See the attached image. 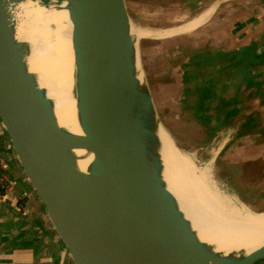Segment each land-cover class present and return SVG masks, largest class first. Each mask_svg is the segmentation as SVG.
I'll use <instances>...</instances> for the list:
<instances>
[{
    "label": "water",
    "instance_id": "1",
    "mask_svg": "<svg viewBox=\"0 0 264 264\" xmlns=\"http://www.w3.org/2000/svg\"><path fill=\"white\" fill-rule=\"evenodd\" d=\"M26 1L0 0V117L73 263L264 264V254L237 258L202 241L169 190L163 123L140 70L126 0H49L67 2L91 90L97 157L87 171L28 67L30 44L17 37L13 8Z\"/></svg>",
    "mask_w": 264,
    "mask_h": 264
},
{
    "label": "crops",
    "instance_id": "2",
    "mask_svg": "<svg viewBox=\"0 0 264 264\" xmlns=\"http://www.w3.org/2000/svg\"><path fill=\"white\" fill-rule=\"evenodd\" d=\"M149 4L147 15L163 28L181 25L213 9L199 26L204 30L195 32L198 27L191 31L194 36L184 38L193 52L182 62L183 97L188 106L198 109L195 125L198 131L207 130L204 138H216L215 130L238 119L241 131H264L263 125L253 129L264 123V0H149ZM206 34L209 38L204 39ZM207 106L209 117L204 119ZM238 153L244 171L243 163L251 166L264 159V142H246ZM0 164L8 182L0 192V264H72L25 176L1 117ZM242 177L248 192L250 186ZM263 238L264 233L258 239Z\"/></svg>",
    "mask_w": 264,
    "mask_h": 264
},
{
    "label": "bare ground",
    "instance_id": "3",
    "mask_svg": "<svg viewBox=\"0 0 264 264\" xmlns=\"http://www.w3.org/2000/svg\"><path fill=\"white\" fill-rule=\"evenodd\" d=\"M67 6V2L28 0L13 8V17L17 37L31 46L28 67L53 101L59 124L75 137V157L79 167L87 171L97 157V130L91 90L78 54L76 24ZM212 13L213 9L202 12L169 28L133 25L132 32L138 38L182 35L204 24ZM158 136L167 186L198 237L216 251L237 258L264 254V238L258 239L264 233V211L253 212L222 193L211 179L210 168H198L163 125Z\"/></svg>",
    "mask_w": 264,
    "mask_h": 264
},
{
    "label": "rangeland",
    "instance_id": "4",
    "mask_svg": "<svg viewBox=\"0 0 264 264\" xmlns=\"http://www.w3.org/2000/svg\"><path fill=\"white\" fill-rule=\"evenodd\" d=\"M126 2L133 25L163 28L158 24V21L151 20L147 15L151 10L149 0H126ZM198 12L197 10L194 13ZM22 23H24L23 20ZM203 28L204 26L199 27L195 32L202 31ZM195 32L190 31L164 39L138 38L137 35H134L138 46L140 70L150 87L159 119L173 136L180 150L187 154L198 168L209 167L211 179L218 189L222 193L234 197L239 206L244 205L253 212L264 211V159L251 166L250 163H243L244 171H242L241 163L238 162L240 154H237L239 148L246 142L263 143L264 131L255 130L250 133L247 129L241 131L239 127L242 125L238 119V121L228 123V127L222 125L221 130H215L216 138L208 141L204 138L207 130L198 131L196 128L198 125H195V120L198 118L195 112L198 109L195 106H188L183 97L184 66L182 62L193 52L184 38L194 36ZM203 38L209 37L206 34L203 35ZM223 82L232 81L225 80ZM230 93L228 90L227 94ZM207 117H209L208 106L205 108L204 119ZM214 124L216 123L214 122ZM262 125L264 126V123L254 125L253 129H259ZM248 134L252 135L247 136L244 141L241 140L244 135ZM226 142L228 144L226 149L219 154L218 149ZM242 176H244L245 184L250 186L248 192L243 189ZM49 222L53 227L50 219ZM242 239L243 237H240L239 241H243ZM67 256L71 259L69 253ZM259 262H263V260ZM72 264H74L73 261Z\"/></svg>",
    "mask_w": 264,
    "mask_h": 264
},
{
    "label": "trees",
    "instance_id": "5",
    "mask_svg": "<svg viewBox=\"0 0 264 264\" xmlns=\"http://www.w3.org/2000/svg\"><path fill=\"white\" fill-rule=\"evenodd\" d=\"M3 177L5 178V174H4L3 168L0 164V178H3ZM7 186H8V182H7V180H5V182L0 185V192L3 193L5 191V189L7 188Z\"/></svg>",
    "mask_w": 264,
    "mask_h": 264
},
{
    "label": "built area",
    "instance_id": "6",
    "mask_svg": "<svg viewBox=\"0 0 264 264\" xmlns=\"http://www.w3.org/2000/svg\"><path fill=\"white\" fill-rule=\"evenodd\" d=\"M5 180H6V178H0V185L2 184V183H4L5 182Z\"/></svg>",
    "mask_w": 264,
    "mask_h": 264
}]
</instances>
